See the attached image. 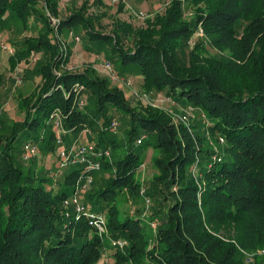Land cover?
I'll use <instances>...</instances> for the list:
<instances>
[{"label": "trees", "instance_id": "1", "mask_svg": "<svg viewBox=\"0 0 264 264\" xmlns=\"http://www.w3.org/2000/svg\"><path fill=\"white\" fill-rule=\"evenodd\" d=\"M107 2L70 1L62 14L60 0H0L1 39L11 25L19 37L7 41L15 48L9 68L32 52L41 57L37 95L20 103L26 111L14 126L26 130L36 154L24 160L14 128L0 135V264H100L113 240L125 242L114 264H264V0H164L157 11L134 14L138 24L119 16L128 11L124 0ZM76 36L95 61L103 55L119 78L140 82L142 93L190 110L189 123L175 120L176 110L132 106L92 63L70 71ZM77 84L83 108L72 93ZM56 111L66 148L85 136L110 152L96 159L101 174L82 193L86 206L105 213L103 233L66 216L73 209L64 201L83 171L52 174ZM114 117L122 136L109 130ZM148 149L155 173L141 183Z\"/></svg>", "mask_w": 264, "mask_h": 264}, {"label": "rangeland", "instance_id": "2", "mask_svg": "<svg viewBox=\"0 0 264 264\" xmlns=\"http://www.w3.org/2000/svg\"><path fill=\"white\" fill-rule=\"evenodd\" d=\"M60 1L64 3V5H61V8H63L62 9V14H63L67 12L65 5H68L67 8L70 9L69 6L71 7V3L66 2V1L70 2V0H60ZM73 1L76 2V7H79L82 3V0H71V2ZM105 1L107 2V1H113V0H105ZM114 1H115L114 5H117L119 0H114ZM124 1H125V5H127L125 7L128 8V11L127 9L124 10L119 16L135 24H138L140 20L137 19L134 14H137L140 11L141 13L142 12L151 13V12L157 11L160 8L159 6H161L164 2V0H124ZM102 9L103 7L100 8V11ZM114 9H116V7ZM94 10L98 11L96 8ZM109 19L110 18L105 17L103 21L101 22L102 29L105 34L109 33V31L111 30L110 23L112 20H109ZM26 34L27 33H25V35ZM3 35L1 36L5 37L3 38V40L6 43H8L7 41L10 38H12L13 40H17V38H19L17 37L16 27L14 25H11L9 32L7 31ZM69 46L72 51V55H71V59L67 67L70 71L81 72L87 64L92 63L96 67H98L97 72L99 75L107 77V75H105L103 70L99 69L100 67L98 65V61L94 60L95 55L85 49V43L80 42L76 45L74 43H70ZM11 47L15 49L13 46ZM5 55H8V53ZM5 55L3 57H0V135L9 136V135H12L14 126L17 125V123L19 122L21 123L23 120L24 113L26 110L22 105L20 108V103H22L30 95H33V94H35L34 96L37 95V86L40 83V77H36L37 75H36L35 68L37 67L36 65L40 61V59H38L36 63H31L30 62L31 53H30V55L26 59L21 60L20 62H18L16 67L10 69L9 65L7 64L9 61L8 57H11V55L10 56L8 55L7 57ZM101 58L108 60L107 57L103 55ZM14 74L20 75L18 76V79L21 81L20 84L16 83ZM131 80L133 82V86L132 85L127 86L123 84L121 88L124 89L123 92H126V97L132 106H138L139 104H141V105L159 107L169 112L176 110V112H173L172 116L177 121H180L179 120L180 118H182V121H188L189 118H192L193 114L192 112H189L190 110L182 108L181 106L175 105L170 102L168 103L167 100H164L160 96H157L154 94L147 95V94L142 93L139 88L140 82L132 78ZM116 119L118 120L117 117H114V120ZM14 134H16V137H17V139L14 141V147L18 149L19 151H21L24 149V145L26 144L27 140H29L27 139L26 130L25 129L23 130L20 126H18L17 128H14ZM116 134L118 136H122L123 132L122 130L120 132V129L118 128V130L116 131ZM79 142L81 144H84L85 136L82 137L79 140ZM62 149L63 147L58 146L56 148L55 154L60 152ZM140 149H142V147L137 146V147H134L132 150H134L135 152H138L140 151ZM118 152L119 150L118 151L115 150L113 152V155H112L113 160L116 159V155L118 156ZM152 156H153V152L151 149H148L144 153V162L138 173V178L141 183H145L155 173L154 167L152 166V163H151ZM28 161H29V158L26 160V162L28 163ZM44 163L47 169L50 168V163L47 161V159L44 160ZM84 167H85V164H77L74 166H68L64 170H61V171H59L56 168H53L52 174L55 173L54 175H56V178L58 177L59 179L62 180L66 176V174H68L70 171L74 169H78V168L83 169ZM100 174L101 172L94 171L92 173L93 179L96 178V176H99ZM123 208H125V210H129L130 209L129 204L126 206H123ZM142 208L143 209L146 208V203L144 204L142 203ZM70 215H75V213H70ZM111 245L106 246V249L104 251V255H103V258L100 264H114V257L112 255L115 252V249L117 247L119 248L120 246L115 247L113 243H111ZM146 264H149V263H146ZM150 264H153V263H150Z\"/></svg>", "mask_w": 264, "mask_h": 264}, {"label": "built area", "instance_id": "3", "mask_svg": "<svg viewBox=\"0 0 264 264\" xmlns=\"http://www.w3.org/2000/svg\"><path fill=\"white\" fill-rule=\"evenodd\" d=\"M71 1V0H70ZM69 2V1H66ZM61 5H64L62 1H60ZM113 4H115V1H112ZM140 14V13H139ZM74 42L79 43L80 38L74 37ZM0 51L4 52L5 54L8 53V55L13 56L15 53V49H13L8 43H6L3 39L0 37ZM40 59V55L36 52L31 53L30 55V62L36 63ZM98 65L101 70L105 71L108 74V77L110 80L118 82L120 86L123 84L130 86L131 80L125 81L122 78H119L118 75L113 72L112 65L108 60L97 58ZM19 74L15 75L14 78L16 79V83L20 84L21 81L18 79ZM82 91L83 87L81 85H75L72 89V93L74 94L75 103L78 105L79 108H83L85 106L84 98L82 97ZM51 124L53 125V129L55 131L56 135V145L63 147V149L58 152L57 158H58V170H64L68 166H74L77 164H85V167L82 169V174L77 180L75 190L72 193L71 197L64 201V208H71L73 209L74 219L76 221H79L80 219L84 218L87 220L88 225L96 230L98 233H103L106 231V215L105 213H97L94 212L90 206H86L82 202V193L85 191H89L92 186V173L94 171H98L100 169V162L96 159H100L101 157H109L110 152L109 150L104 151H97L92 144L90 143H84L81 144L78 140H75L68 148L65 147V137L67 135V131L64 128L62 116L61 114L56 111L51 115ZM109 130L112 132H116L118 130V121L113 120L109 126ZM82 134H90V130L85 128L84 131H82ZM143 138L138 139L136 142L137 144H141ZM24 153L23 157L24 160H27L30 157H33L36 154V147L28 142L24 145ZM142 190L141 192H143ZM146 206L150 204L149 199H145ZM70 215V212L66 213V216L68 217ZM152 227L155 229L156 224H152ZM113 245L120 246L122 248L125 245V242L122 240H114L112 241ZM260 254H264V250L260 251ZM252 257H249L246 262H251Z\"/></svg>", "mask_w": 264, "mask_h": 264}, {"label": "crops", "instance_id": "4", "mask_svg": "<svg viewBox=\"0 0 264 264\" xmlns=\"http://www.w3.org/2000/svg\"><path fill=\"white\" fill-rule=\"evenodd\" d=\"M2 55V56H1ZM5 54L4 53H2L1 51H0V57H3ZM6 57L8 56V55H5ZM8 60H9V57H8ZM7 65H9V62H8V64ZM36 77H39V76H36ZM40 82H41V78H40ZM40 84V83H39Z\"/></svg>", "mask_w": 264, "mask_h": 264}]
</instances>
